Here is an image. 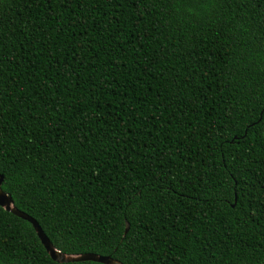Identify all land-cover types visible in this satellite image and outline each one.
Instances as JSON below:
<instances>
[{
    "label": "trees",
    "instance_id": "obj_1",
    "mask_svg": "<svg viewBox=\"0 0 264 264\" xmlns=\"http://www.w3.org/2000/svg\"><path fill=\"white\" fill-rule=\"evenodd\" d=\"M0 173L62 253L264 264V0H0ZM0 264L103 263L0 206Z\"/></svg>",
    "mask_w": 264,
    "mask_h": 264
},
{
    "label": "water",
    "instance_id": "obj_2",
    "mask_svg": "<svg viewBox=\"0 0 264 264\" xmlns=\"http://www.w3.org/2000/svg\"><path fill=\"white\" fill-rule=\"evenodd\" d=\"M2 181H3V175L0 173V206L3 207L6 211H9L15 214L16 216L23 218L32 224L45 250L53 260L57 262L92 260V261L101 262L103 264H122L119 260L113 258L110 255H101L93 252H84L79 254H65L57 250L50 242L48 237L45 235L38 222L32 216H30L26 212L14 206L12 197L7 192H5L1 187ZM127 229H128V225L126 226L124 232H126Z\"/></svg>",
    "mask_w": 264,
    "mask_h": 264
}]
</instances>
